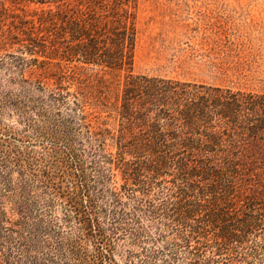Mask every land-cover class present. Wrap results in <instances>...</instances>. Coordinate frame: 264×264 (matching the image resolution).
<instances>
[{"label": "trees", "instance_id": "16d2710c", "mask_svg": "<svg viewBox=\"0 0 264 264\" xmlns=\"http://www.w3.org/2000/svg\"><path fill=\"white\" fill-rule=\"evenodd\" d=\"M74 1L42 11L43 33L34 34L32 23L24 45L32 57L8 54L0 64L16 70L8 80L18 85V96L30 98L38 90L78 112L76 130L89 149L66 128L63 145L48 154L52 168L63 163L64 217L76 232L53 242L37 237L30 214L41 203L32 188L49 190L50 169L24 164L21 153L11 155L0 142V234L22 254L12 262L3 253L0 262L120 264L114 249L121 237L151 243L139 256L128 250L125 264H264V92L132 74V12L121 0ZM84 65L128 70L119 94L115 155L106 152L110 131L62 84L79 81L77 68ZM26 67H33L27 77ZM50 78L57 91L47 89ZM93 87L103 96L107 80L99 77ZM14 169L16 184L7 177ZM113 169L121 173L118 186ZM55 184L59 192L64 188L61 180ZM44 246L54 254L40 256Z\"/></svg>", "mask_w": 264, "mask_h": 264}, {"label": "rangeland", "instance_id": "374dc122", "mask_svg": "<svg viewBox=\"0 0 264 264\" xmlns=\"http://www.w3.org/2000/svg\"><path fill=\"white\" fill-rule=\"evenodd\" d=\"M121 1L122 6L132 12L136 30L130 68L132 74L158 75L264 92V0ZM62 2L74 4L76 1L0 0V59L7 61L8 54L27 59L32 57L24 47L28 42L26 38L29 27L33 23L31 31L34 34L43 33L44 29L38 21L43 15L42 11L56 10ZM38 59L42 57L38 56ZM30 68L33 67L24 68L25 77L29 76ZM15 71L8 64H0V142L11 155L21 153L24 164L28 160L31 165L49 167L53 182L49 183V190H45L42 184L32 188V193L38 194L41 204L32 206L30 218L31 222L37 224V237L48 236L47 239L53 242L60 239L59 234H75L76 230L70 229L64 217L68 205L63 194L68 178L65 172L62 174L60 166L63 163L58 160L60 162L52 168L49 160L54 157L48 154L54 147L59 149L63 145L61 135L66 128L72 131L75 143L82 142L83 148L87 150L89 143L77 133L76 120L79 116L72 106L44 98L42 92L33 89L30 98L18 96V85L8 80ZM77 71H80L79 81L86 78L87 83L85 81L81 84L78 79H69L62 84L67 86L69 92L77 95L91 116L94 115L104 123L103 128L110 131L105 139L106 152L115 155L116 139L121 131L119 94L128 70L84 65L77 68ZM99 77L107 80L108 87L103 96L97 97L93 84ZM46 82L47 89L57 91L54 79H47ZM15 99L28 102L21 101V104L15 105ZM68 99L73 98L70 96ZM33 105L36 108L30 109ZM38 111L42 115H37ZM44 152L46 157L42 159ZM61 158L60 155L58 159ZM112 172L115 173L112 184L118 186L123 183L121 173L116 169ZM7 177L16 184L19 178L17 170L14 169ZM60 180L64 188L59 192L55 182ZM1 182L0 178L2 189ZM48 198H52V202L45 205L44 201ZM70 230L73 233H69ZM143 240L132 243L130 239H116L115 259L125 264L128 250L139 256L142 247L151 244ZM42 252L54 254L46 246L40 248L38 254L41 256ZM3 253L9 255L12 262L22 256L15 242L4 240L0 234V255ZM22 259L18 264L25 262V258ZM133 260L137 258L133 257Z\"/></svg>", "mask_w": 264, "mask_h": 264}]
</instances>
